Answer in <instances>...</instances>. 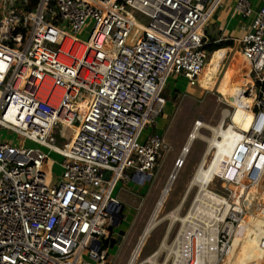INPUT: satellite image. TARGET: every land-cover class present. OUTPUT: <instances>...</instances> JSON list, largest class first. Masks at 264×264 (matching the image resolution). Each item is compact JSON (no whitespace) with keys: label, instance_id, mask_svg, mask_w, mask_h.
<instances>
[{"label":"built area","instance_id":"1","mask_svg":"<svg viewBox=\"0 0 264 264\" xmlns=\"http://www.w3.org/2000/svg\"><path fill=\"white\" fill-rule=\"evenodd\" d=\"M221 1L30 0L26 8L25 0H0V126L21 138H0V264L103 263L119 207L112 187L118 178L150 179L167 151L162 134L139 141V132L161 113L159 89L170 73L199 83L211 54L204 28ZM235 8L251 14L236 39L252 79L249 121L203 184L220 199L198 188L169 264H233V238L247 253H264V202L242 200L264 196V2L252 10L236 0ZM23 139L61 156L56 181L43 167L48 154ZM244 225L254 229L243 245ZM253 232L257 248L248 243Z\"/></svg>","mask_w":264,"mask_h":264},{"label":"rangeland","instance_id":"2","mask_svg":"<svg viewBox=\"0 0 264 264\" xmlns=\"http://www.w3.org/2000/svg\"><path fill=\"white\" fill-rule=\"evenodd\" d=\"M91 25L92 21L86 20L81 29L77 31L78 37L84 39ZM223 57L219 70L214 77H203L202 74V82L203 84L209 85L208 89H203L206 88V86H200L199 83L189 84L187 79L179 73H170L159 89V93L164 96L165 101L161 107V113L155 117L157 122H160L161 120L165 121V119L161 118V114L165 113L166 115H169L176 104L175 111L170 118H168L167 125L162 133L157 132L158 130L156 128H154L156 131L153 130V128L147 124L140 130L138 140L142 141L149 132H156L163 135L164 139L169 144V147L166 152H161V155L157 158L150 179L139 185L135 184L132 180L124 183L118 178L115 181L112 187V192L115 193V196L117 197L119 207L117 209L118 215L115 218L117 224L114 225L113 228L115 233L118 229L123 230V232L118 243H113L111 246L108 245L106 247L104 253L105 258L102 259L104 264L105 262H108L106 264L128 263L141 233L151 217L156 202L174 170L175 173L169 183L170 186L168 185V192L162 202L163 205L159 207L156 216L157 218L162 217L183 199L180 201L179 209H177L178 215L183 217L185 212L189 209L192 199L197 194L199 187V184H197L198 182L193 180L190 185L189 182L192 180V173L197 166L200 156H202L201 154L204 153V149L208 142L207 140L212 136L210 127H216L215 125H217L219 120H221V124L223 125L231 122V119L241 126H245L248 122L250 111L247 109V105L250 99L245 100V97L242 95L235 94L232 96L227 94L226 96H222L224 93L221 92V89L226 84L228 78L225 77L227 74L226 71L229 66L231 67L232 62L235 61L244 69V71H247V65L241 55L232 50H227ZM231 77L234 79L238 78V76ZM171 82L173 85H171ZM168 83L170 84L168 85ZM166 87L168 88L167 91ZM250 89L251 85L247 87L246 91L249 92ZM175 90L178 91V94L173 97ZM197 118L202 123L197 126V134L199 136L196 135L191 139L189 143L190 145H188V150L181 157L182 159H180L182 147L185 146L194 126L193 122ZM233 127L235 130L238 128L237 126ZM217 128V135L213 140L211 147L208 149L207 154L205 157L203 156L204 161L209 158L207 165L210 164V159L214 156L213 161L210 164V169L217 158L215 157V153H217V155L222 154V148L225 146L229 147L233 143L232 136L228 134L224 127L220 128L217 126ZM62 133L63 134L59 136V139L63 142L68 139V135L64 132ZM0 138L8 139L13 143L21 141V138L15 132L2 126H0ZM55 142L60 144L58 141ZM22 143L27 146H38L39 149L48 154V159L43 167H45V165L50 167L48 177L52 181H56L61 172V167L58 164L61 156L48 147L34 143L30 140L23 139ZM179 159L181 160L180 163ZM195 176L198 179H202L205 183H207L212 177L210 172L196 173ZM262 180H264V178ZM248 221L249 220H247V222ZM171 223L172 224L169 225L166 232L167 236H165L166 247H162L157 252L158 255L156 254L155 259L157 263L169 264L170 262L168 247L175 234L180 229V220L174 219ZM168 224V216L163 217L161 221L159 220L147 232L141 243L142 245H140L138 249L137 255L133 259L134 263L141 261L143 258L156 251L163 235L165 234ZM243 232L244 228H242L241 234ZM235 242L237 245V253L235 257L232 258L235 260V264H264V253L259 256H256L253 253H247L245 247H239L240 241L238 242L235 239L234 243ZM242 261L245 262L243 263ZM147 263L148 262H143L142 264Z\"/></svg>","mask_w":264,"mask_h":264},{"label":"crops","instance_id":"3","mask_svg":"<svg viewBox=\"0 0 264 264\" xmlns=\"http://www.w3.org/2000/svg\"><path fill=\"white\" fill-rule=\"evenodd\" d=\"M235 1L236 0H222L220 5L213 12L212 16L210 17L208 23L206 24L204 28L206 42L208 40L216 41L221 38L231 39L232 42L231 44L224 45L219 48V49H224V50L219 54L218 61L216 59L215 63H213L208 68L205 76L203 77H214L217 74L220 63L223 60V56L225 55V52L227 50H232L233 52L239 53L238 48L240 45L239 43H237L236 39L239 38L244 32V29L247 28L251 14L242 15L235 8ZM263 2L264 0H248V3L251 6L252 10L256 9ZM226 72L227 74L225 75V77H228V78H227L226 84L221 89L222 90L221 92L224 93V94L222 93L223 94L222 96H226V94L229 96H232L233 94L240 95V93L245 89V85L250 82L251 76H249L247 71H244V69L239 64H237L235 61L232 62L231 67L229 66ZM231 76H238V78L234 79ZM169 84L170 83H168V85ZM199 84L200 86H203V87L205 85L207 89L209 88V85L203 84L202 79L200 80ZM171 85H173L172 82H171ZM167 90L168 88L166 87V91ZM177 94H178V91L175 90L173 97H175ZM175 105L169 115H166L165 113L161 114V118L165 119V121L161 120L160 122H157V120L155 119L153 123H149V125L153 128V130L156 131L157 129L158 130L157 132H161V133L164 131V128L166 127L167 122H168V118H170V116L175 111ZM237 125L241 126L240 124H237ZM220 155L221 154L217 155V153H215V157H218ZM200 159H201V156H200ZM233 264H235V262H233Z\"/></svg>","mask_w":264,"mask_h":264},{"label":"bare ground","instance_id":"4","mask_svg":"<svg viewBox=\"0 0 264 264\" xmlns=\"http://www.w3.org/2000/svg\"><path fill=\"white\" fill-rule=\"evenodd\" d=\"M208 61V60H207ZM207 61L205 62V64L207 63ZM204 67H205V65H204ZM204 67H203V69H202V71H201V76H200V80H201V77H202V74H203V70H204ZM250 76V75H249ZM200 80H199V82H200ZM246 84V83H245ZM252 84V79H251V77H250V82L248 83V84H246L245 85V89L240 93V95H242L243 97H249V99H250V94H249V92L248 91H246L247 90V87L249 86V85H251ZM249 114H250V112H249ZM249 121V120H248ZM197 124H202L201 123V121H197ZM247 124H248V122L246 123V125L245 126H239V125H237L235 122H233L232 121V119H231V122H228L227 124H221V120H219V122L217 123V125H215L216 127H210V129H211V131H212V136L211 137H209V140H207L208 142H207V145H206V147H205V149H204V153L202 154V156H201V159L199 160V162H198V164H197V166H196V168L194 169V171H193V173H192V180L189 182V185L191 184V182L193 181V180H195V181H197L198 183L197 184H199V191H202V193H204V194H206V195H210L211 197H214L213 196V194L211 193V192H209L208 191V189H206V187H204V189H203V184L205 183L202 179H198L195 175H196V173L197 174H199V173H207V172H210V174H211V176L212 177H214L213 175H215L217 172H218V169H219V164H220V162H222V161H224L225 159H226V156L228 155V153H229V151L231 150V148H232V146L234 145V144H236L237 143V141H238V137H239V134H238V131H236L235 129H234V127L233 126H237L239 129H244V128H246V126H247ZM206 126V125H205ZM217 126H219L220 128H222V127H224V129L228 132V134L230 135V136H232V138H233V143L231 144V146H229V147H223L222 148V150H223V152H222V154L220 155V157H217L216 159H215V161H214V164L212 165V167H211V169H210V164H211V162L213 161V158H214V156L210 159V164H208L207 165V162L209 161V158L206 160V161H204V158H203V156L205 157V155L207 154V152H208V149L211 147V145H212V143H213V140L215 139V137H216V135H217V132H218V128H217ZM196 135H198L197 134V126L196 125H194L193 126V128H192V131H191V133L189 134V137H188V139H187V142H186V144H185V146L184 147H182V150H181V154H180V159H182L181 157L184 155V153L188 150V145H190L189 143H190V141H191V139L194 137V136H196ZM199 136V135H198ZM210 157V156H209ZM204 166H206V167H204ZM175 171V170H174ZM172 172V174H171V176H170V178H169V180L167 181V183H166V185L164 186V188H163V190H162V192H161V195H160V197H159V199H158V201L156 202V205H155V208L153 209V212H152V214H151V217H150V219L148 220V223H147V225L145 226V228L143 229V231H142V233H141V236H140V238H139V240H138V242H137V245H136V247H135V249L133 250V252H132V254H131V256H130V258H129V261H128V263L127 264H142L143 262H148L147 264H161V263H157V261H156V259H155V257H156V254H157V252L163 247L164 248V246L166 247V245H165V236H167L166 235V232H167V230H168V228H169V225L170 224H172L171 222H173V220L174 219H182L183 217H180L179 215H178V213H177V209H179L178 207H179V205H180V201H182V200H180L179 202H178V204L173 208V209H171L169 212H167L165 215H163L162 217H158L157 218V212H158V210H159V207H161L163 204H162V202H163V200L165 199L164 197H165V195H166V193L168 192L167 190H168V185H169V183H170V181L172 180L171 178L174 176V173L175 172ZM197 176H199V175H197ZM211 177V178H212ZM260 178L261 179H263L264 178V168H263V170H262V173L260 174ZM174 179V178H173ZM194 181V182H195ZM196 183V182H195ZM208 183V182H207ZM206 183V184H207ZM188 185V186H189ZM170 186V185H169ZM191 187V186H190ZM253 196H254V193L253 192H249V193H245L244 194V196H243V198H242V200H252L253 199ZM185 198V197H184ZM214 199H220L219 197H214ZM181 207V206H180ZM249 210V209H248ZM247 215H249V213L247 214ZM166 216H168V218H169V224H168V226H167V229H166V231H165V234L163 235V238L161 239V241H160V244H159V246H158V248L156 249V251L154 252V253H152L151 255H149V256H147V257H145V258H143L141 261H138V262H136V263H134L133 262V259L135 258V256L137 255V253H138V249H139V247H140V245H142L141 243H142V241H143V239H144V237H145V235L147 234V232L160 220H162V218L163 217H166ZM256 219V221H258V222H261L262 221V219H260V218H255ZM242 230V229H241ZM234 241H235V239L233 238V243H234ZM158 255V254H157Z\"/></svg>","mask_w":264,"mask_h":264},{"label":"trees","instance_id":"5","mask_svg":"<svg viewBox=\"0 0 264 264\" xmlns=\"http://www.w3.org/2000/svg\"><path fill=\"white\" fill-rule=\"evenodd\" d=\"M24 3H25L24 6L27 8L28 5L30 4V0H25ZM231 42H232L231 39H222L221 38V39H218L216 41L208 40L207 42H205L203 44V48L207 52V55H209L211 53L208 62L205 64V67H204V70H203V76H205L208 68L213 63H215L216 59L219 58V54L224 50V49H219V48L224 46V45L231 44ZM216 48H218V49H216ZM260 85H261L262 88H264V82H261ZM243 86H244V84H243ZM244 99L245 100H247V99L249 100L248 97L244 98ZM254 199H255L256 202H264V196H262V195L254 194L252 200H254ZM248 217H249V219L253 220V224H258V223L262 222V221L261 222L256 221L255 218H260L261 219V217H259L258 215H254L252 210H251V208H249ZM243 228H244V235H243V238L241 239V244L244 245V236H247V235L249 236V233H251V231H253L254 228L252 226L245 227V225L243 226ZM248 243L250 244L251 247H254V248L257 247V245H256V235H255L254 232L251 234V239H250V241ZM107 246H108V242H103L102 245H101V247L105 248V249H106ZM103 258H105L104 254H103ZM106 263H108V262H105V264ZM103 264H104V262H103Z\"/></svg>","mask_w":264,"mask_h":264},{"label":"water","instance_id":"6","mask_svg":"<svg viewBox=\"0 0 264 264\" xmlns=\"http://www.w3.org/2000/svg\"><path fill=\"white\" fill-rule=\"evenodd\" d=\"M132 176H133V174H132ZM144 177H145V179H149V174H147V173L144 174ZM116 224H117V220L114 222V225H116ZM122 232H123V230L118 229V231L115 233L114 237H110L108 239V245L111 246L113 243H118L121 236H122Z\"/></svg>","mask_w":264,"mask_h":264}]
</instances>
